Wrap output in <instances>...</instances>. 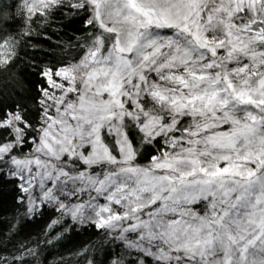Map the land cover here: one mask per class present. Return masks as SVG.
I'll return each mask as SVG.
<instances>
[{
	"label": "snow or ice",
	"instance_id": "obj_1",
	"mask_svg": "<svg viewBox=\"0 0 264 264\" xmlns=\"http://www.w3.org/2000/svg\"><path fill=\"white\" fill-rule=\"evenodd\" d=\"M0 264H264V0H0Z\"/></svg>",
	"mask_w": 264,
	"mask_h": 264
}]
</instances>
